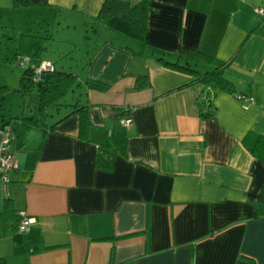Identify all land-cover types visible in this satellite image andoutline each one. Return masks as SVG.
I'll list each match as a JSON object with an SVG mask.
<instances>
[{
    "label": "crops",
    "instance_id": "crops-1",
    "mask_svg": "<svg viewBox=\"0 0 264 264\" xmlns=\"http://www.w3.org/2000/svg\"><path fill=\"white\" fill-rule=\"evenodd\" d=\"M101 2L28 0L101 37L85 78L70 70V108L8 120L17 166L0 177L3 264H264L253 204L264 165L242 142L264 136V0H147L141 48L95 20ZM179 47L208 56L194 68L220 67L233 92L157 60ZM76 101L85 107L69 113ZM20 211L32 219L21 232Z\"/></svg>",
    "mask_w": 264,
    "mask_h": 264
},
{
    "label": "rangeland",
    "instance_id": "rangeland-1",
    "mask_svg": "<svg viewBox=\"0 0 264 264\" xmlns=\"http://www.w3.org/2000/svg\"><path fill=\"white\" fill-rule=\"evenodd\" d=\"M61 16L58 11L37 5L13 7L11 0H0V123L2 120L14 123L24 112L28 114L27 109L31 107L36 115L43 112L34 107L37 106L35 86H31L26 95L17 91L20 76L27 66L23 64L25 58L32 64L49 59L56 69L71 70L78 78H85L80 67L87 53H92V41L96 37L100 40V31L94 34L91 23L65 28ZM94 24L101 29L98 22ZM76 94H79L76 86H72L63 97L45 107V114L54 113L56 107L62 110L64 103L70 108L75 102L71 96L78 97Z\"/></svg>",
    "mask_w": 264,
    "mask_h": 264
},
{
    "label": "trees",
    "instance_id": "trees-1",
    "mask_svg": "<svg viewBox=\"0 0 264 264\" xmlns=\"http://www.w3.org/2000/svg\"><path fill=\"white\" fill-rule=\"evenodd\" d=\"M28 4V0H11L13 7L24 6ZM147 0H139L135 3H131L130 0H102L99 9L95 15V20L100 22L106 29L110 31L121 32L131 38L139 41L140 48L144 46V33L147 24ZM184 47H179L177 50L178 56L173 55L171 58L158 57L157 60L168 68L176 70H185L189 72L198 73L194 68L197 64V59L208 60V56L193 51ZM184 55L183 61L177 59L179 55ZM198 54V55H197ZM197 58V59H196ZM168 59V60H164ZM199 74V73H198ZM33 71L27 65L19 80L18 92L22 95H26L27 92L31 91V86H35V93L37 97L38 110H43L45 107L50 105L52 101H56L63 97L65 93L74 85L79 83L76 80V76L70 71H64L62 69H56L52 66L49 71H42L36 80L32 79ZM205 84H214L218 88L224 91L233 92L231 87L227 86L228 81L221 73L220 67H213L210 70H206L197 76V79ZM84 86L89 89L104 90L106 86L100 82L86 79L83 82ZM148 84L146 75H137L135 81V87H143ZM227 86V87H226ZM77 102V101H76ZM76 106L69 111L74 112L75 110L81 111L85 107L83 103H76ZM79 111V112H80ZM66 116V115H65ZM80 131L84 128L86 121L84 116H81ZM27 126H32L35 121L32 117L26 118ZM8 124V121H1L0 126ZM242 142L248 152L260 163L264 165V136L255 134L253 132H247L242 137ZM255 216H261L264 214V181L258 193L256 200L254 201ZM17 216H20L17 213ZM0 264H3V259L0 257Z\"/></svg>",
    "mask_w": 264,
    "mask_h": 264
},
{
    "label": "built area",
    "instance_id": "built-area-1",
    "mask_svg": "<svg viewBox=\"0 0 264 264\" xmlns=\"http://www.w3.org/2000/svg\"><path fill=\"white\" fill-rule=\"evenodd\" d=\"M255 11L261 14L263 9L256 8ZM24 60L25 62L23 64L26 63V65H29L33 71V80H36L42 71H49L52 69V64L48 61H39L36 64H32L29 62L28 58H25ZM121 122L125 125H128L127 119H123ZM13 137V132L8 124L0 126V177L4 182L6 180V171L17 166L12 151L10 150V143ZM19 214L23 216V212H19ZM31 222L32 219L21 217L18 224L19 232L25 230Z\"/></svg>",
    "mask_w": 264,
    "mask_h": 264
},
{
    "label": "bare ground",
    "instance_id": "bare-ground-1",
    "mask_svg": "<svg viewBox=\"0 0 264 264\" xmlns=\"http://www.w3.org/2000/svg\"><path fill=\"white\" fill-rule=\"evenodd\" d=\"M20 212H23V216H21V215L19 214V212H18V215L20 216V218H21V217H25L26 219H31V218H29V217L25 214L24 211H20Z\"/></svg>",
    "mask_w": 264,
    "mask_h": 264
}]
</instances>
